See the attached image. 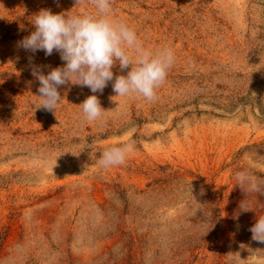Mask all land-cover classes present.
Segmentation results:
<instances>
[{
    "label": "rangeland",
    "instance_id": "1",
    "mask_svg": "<svg viewBox=\"0 0 264 264\" xmlns=\"http://www.w3.org/2000/svg\"><path fill=\"white\" fill-rule=\"evenodd\" d=\"M42 9L95 11L0 0V264H264L249 230L264 216V0H114L113 18L175 63L151 102L110 81L94 122L79 106L88 87L37 108L32 67L65 63L18 47ZM130 70L117 62L114 79ZM126 143L124 165H98ZM239 172L261 190H242Z\"/></svg>",
    "mask_w": 264,
    "mask_h": 264
},
{
    "label": "clouds",
    "instance_id": "2",
    "mask_svg": "<svg viewBox=\"0 0 264 264\" xmlns=\"http://www.w3.org/2000/svg\"><path fill=\"white\" fill-rule=\"evenodd\" d=\"M90 3L95 11L71 15L54 14L42 9L33 16L35 30L18 42V47L31 53L43 51L51 56L54 51L64 61L62 67L51 68L47 75L44 67L33 66L31 74L39 81L38 92L43 108L55 113L61 95L58 89L67 84L88 87L93 95L88 96L79 106L87 122L102 118L104 109L95 93H102L110 81L117 96L137 95L151 102L157 98V90L166 81L169 69L175 63L171 47L153 51L146 48L136 31L123 21L112 16L114 0H76V4ZM31 60V58H30ZM118 62L121 71L129 69L127 75L114 79L112 71ZM133 151V144L126 143L106 148L97 161L102 169L126 163ZM238 186L247 191L258 192L261 185L246 172L236 174ZM243 210H250L243 207ZM252 239L264 243V216L257 218L249 229Z\"/></svg>",
    "mask_w": 264,
    "mask_h": 264
}]
</instances>
